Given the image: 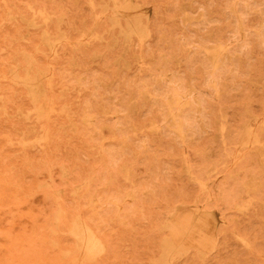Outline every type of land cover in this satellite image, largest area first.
Wrapping results in <instances>:
<instances>
[{
	"label": "rangeland",
	"instance_id": "374dc122",
	"mask_svg": "<svg viewBox=\"0 0 264 264\" xmlns=\"http://www.w3.org/2000/svg\"><path fill=\"white\" fill-rule=\"evenodd\" d=\"M0 264H264V0H0Z\"/></svg>",
	"mask_w": 264,
	"mask_h": 264
},
{
	"label": "bare ground",
	"instance_id": "6f19581e",
	"mask_svg": "<svg viewBox=\"0 0 264 264\" xmlns=\"http://www.w3.org/2000/svg\"><path fill=\"white\" fill-rule=\"evenodd\" d=\"M170 113V112H169ZM214 209V208H213ZM87 232V231H86ZM86 234H88V232L86 233ZM77 235V238L79 239V240H81L84 236V234H82V233H77L76 234ZM88 239H87V243H83V248L86 250V251H89L88 249H90L92 246H93V242H94V238L90 235V234H88V236H86Z\"/></svg>",
	"mask_w": 264,
	"mask_h": 264
}]
</instances>
